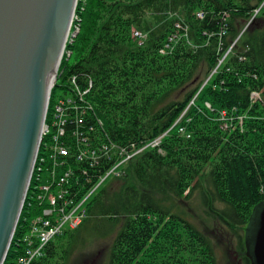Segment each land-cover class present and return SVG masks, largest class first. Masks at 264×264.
Masks as SVG:
<instances>
[{"label":"trees","instance_id":"16d2710c","mask_svg":"<svg viewBox=\"0 0 264 264\" xmlns=\"http://www.w3.org/2000/svg\"><path fill=\"white\" fill-rule=\"evenodd\" d=\"M78 1L77 33L51 93L65 88L94 134L125 147L157 143L101 185L83 222L57 234L35 263L69 264L88 232L116 226L108 264H218L210 238L167 200L190 198L204 176L200 199L229 230L243 228L264 204V0ZM135 30L145 34L141 44ZM171 34L175 41L161 52ZM72 75L88 89L84 102ZM221 110L231 127H221ZM24 214L25 207L3 264L21 253ZM236 234L242 263L252 264L247 231Z\"/></svg>","mask_w":264,"mask_h":264},{"label":"water","instance_id":"95a60500","mask_svg":"<svg viewBox=\"0 0 264 264\" xmlns=\"http://www.w3.org/2000/svg\"><path fill=\"white\" fill-rule=\"evenodd\" d=\"M75 2L0 0V264L6 259L23 207L50 84L61 63V44L65 48L77 33L71 30L62 43ZM57 77L56 72L51 87ZM256 211L257 228L246 250L252 264H264V204Z\"/></svg>","mask_w":264,"mask_h":264},{"label":"built area","instance_id":"2783aa9c","mask_svg":"<svg viewBox=\"0 0 264 264\" xmlns=\"http://www.w3.org/2000/svg\"><path fill=\"white\" fill-rule=\"evenodd\" d=\"M197 15L203 16L202 13ZM224 33L222 31L221 34ZM144 36L143 32L134 31L138 44ZM175 38L176 35L171 34L161 52L170 49ZM232 46L233 43L225 56ZM75 77L72 75L70 83L78 99L84 102L83 94L88 89L80 90ZM53 86L47 101L44 132L21 210L22 213L25 207L18 237L22 249L14 264H36L35 260L44 256L45 246L50 240L63 230L74 229L83 222L87 215L86 203L95 191L109 178L119 176L127 161L147 146L157 143L155 139L142 147L135 144L125 147L101 131L94 134V126L84 122V110L79 109L74 97L68 95L57 102L51 98ZM251 98L259 99V93L252 92ZM220 114L226 115L224 110Z\"/></svg>","mask_w":264,"mask_h":264},{"label":"rangeland","instance_id":"374dc122","mask_svg":"<svg viewBox=\"0 0 264 264\" xmlns=\"http://www.w3.org/2000/svg\"><path fill=\"white\" fill-rule=\"evenodd\" d=\"M76 18L77 15L75 11L73 18L74 20L71 27H73L74 22H76ZM248 24L249 20L242 26L241 32L245 30ZM72 62L73 58H70L69 64H71ZM207 79L205 80V82L207 81ZM61 81L62 80L58 78L57 82L61 84ZM65 91V88H57L52 94L51 98H53L55 102L61 99H65L68 97L69 94L67 91ZM205 104L209 106V102H206ZM219 118H223L221 122V127H231L232 116L229 119H226V115L223 116L219 114ZM197 182L199 186L193 190L190 198L178 199L176 197H169V201L167 200V203L171 204L177 209H180L178 211H180L181 214H183L188 220H190L198 228H200L203 232L206 233V235L210 238L213 244L218 264H243L241 253L237 248L238 238L236 233L239 232L243 236L244 232L247 231L248 237L246 234L243 238L245 250V246L248 243L247 241L252 242L254 238V234L257 228V211H253L254 213L252 214V217L250 218L248 224H246L243 228H232L230 229V231L228 228H225L221 224L217 216L213 214L212 210H208V208L203 205L201 200L202 197L200 199L199 195L201 187L208 185L205 177L203 176L202 178H199ZM175 208L174 210H177ZM116 230L117 227L112 226V230L104 234L88 232L85 236V242L82 246L78 247V249L73 253L69 264H108V255L114 238L113 234L116 232ZM247 238H249V240H247Z\"/></svg>","mask_w":264,"mask_h":264},{"label":"bare ground","instance_id":"6f19581e","mask_svg":"<svg viewBox=\"0 0 264 264\" xmlns=\"http://www.w3.org/2000/svg\"><path fill=\"white\" fill-rule=\"evenodd\" d=\"M76 2L74 3L75 4V6L74 7H72L71 5V8H70V12H69V14H68V20H67V22H66V27H65V31H64V35H63V40H62V43H63V41H65L67 38H68V36H69V34H70V31H71V26H72V24H73V18H74V14H75V7H76V5H77V2H80V1H78V0H75ZM73 29V28H72ZM67 44V43H66ZM68 45V44H67ZM64 46L61 44V48H60V52H59V56H60V58L62 57V54H63V51H64ZM58 56V57H59ZM62 59V58H61ZM58 68H59V66L57 65V67H56V72H57V70H58ZM56 72H54L53 73V77H52V81H51V84H50V88H51V85L53 84V82H54V77H55V75H56ZM50 88H49V90H50ZM56 88V87H55ZM54 88V89H55ZM42 134L41 135H43V132H44V125L42 126Z\"/></svg>","mask_w":264,"mask_h":264},{"label":"flooded vegetation","instance_id":"af4514ba","mask_svg":"<svg viewBox=\"0 0 264 264\" xmlns=\"http://www.w3.org/2000/svg\"><path fill=\"white\" fill-rule=\"evenodd\" d=\"M246 247V246H245Z\"/></svg>","mask_w":264,"mask_h":264}]
</instances>
